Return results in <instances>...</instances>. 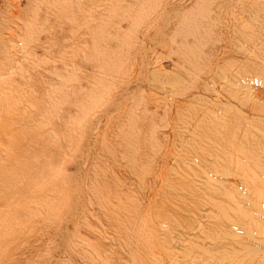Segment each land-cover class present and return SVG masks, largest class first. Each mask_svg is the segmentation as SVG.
Wrapping results in <instances>:
<instances>
[{
	"label": "rangeland",
	"instance_id": "1",
	"mask_svg": "<svg viewBox=\"0 0 264 264\" xmlns=\"http://www.w3.org/2000/svg\"><path fill=\"white\" fill-rule=\"evenodd\" d=\"M223 1L203 0L202 11L192 15L207 12L214 19ZM195 2L0 0V264H163L164 257L155 250L160 243L156 232L201 233L197 226L203 221L193 211L192 189L198 186L202 211L214 214V205L234 206L227 209L228 217H245L252 206L264 209L263 162L253 166L242 157L247 149L241 144L230 148L213 130L195 133L197 128L188 122L194 110L201 117L209 108L190 107L187 101L198 94L195 87L212 76L216 48L213 57L208 55L195 70L189 69L187 78L180 68L182 79L166 80L171 71L165 67L170 63L165 59L167 49L187 42L177 33L171 39L170 32L183 9ZM229 9L228 4L223 6V18ZM252 30L247 26L246 32ZM108 43L114 48L106 53ZM197 49L203 58L201 46L193 50ZM181 53L192 66L198 61ZM160 80L164 87L158 85ZM209 84L215 89L222 86ZM255 84L264 90L262 81ZM75 86L83 94L67 95ZM175 87L180 89L176 94ZM140 91L144 103L135 100L136 109L126 110ZM125 95L133 98L125 100ZM205 95L213 100L209 91ZM176 110L182 121L174 127ZM120 115H126L121 132L128 133L131 147L126 154L138 148L144 162L122 157L112 163L102 152L103 144L112 141L109 129L119 123ZM173 134L182 140L179 148L171 143ZM256 144L261 146L253 150L262 157L264 144ZM181 151L196 162L187 167L198 170L195 174L179 166ZM174 171L179 174H169ZM168 185L175 192L169 194ZM176 193L185 196L172 198ZM163 198L169 201L161 206ZM174 199L190 211L184 213L187 219L167 211ZM154 213L159 215V227L152 224ZM242 222L250 229L264 228L263 221ZM176 245L167 244L166 250L177 251ZM194 260L209 264L206 259Z\"/></svg>",
	"mask_w": 264,
	"mask_h": 264
},
{
	"label": "bare ground",
	"instance_id": "2",
	"mask_svg": "<svg viewBox=\"0 0 264 264\" xmlns=\"http://www.w3.org/2000/svg\"><path fill=\"white\" fill-rule=\"evenodd\" d=\"M207 1L210 2L211 0H205V2ZM227 4L230 9L226 13V18H223L220 13L223 10V6ZM202 7L203 0H196L193 5L184 8L185 13H183V17H180L175 28L172 27L170 32L171 39L175 38V33H177L176 37L187 39V42L183 47H178L173 44L172 49H167L165 59H170V63L167 62L165 67H171V71H169V74H166V80L173 82L174 80L182 79L180 68H183V72L186 75L184 78H187L189 69L190 71L191 69L195 70L197 62L208 59V55L213 57L214 53L212 52V48H216L217 54L213 58L215 65L212 68V76L209 75V80L206 79L207 81L205 83H200L195 87V92L198 94L189 97L187 101V105L190 107L198 106L199 104H209V108L204 113L200 112L201 117L194 110L188 122L197 128L195 133H204L207 130H213L211 133L218 136V141L227 143L230 148H239L240 146L238 145L241 144L242 148L247 149L242 153V157L253 166L261 162L264 164V150L262 151V157L258 156L253 150L256 149V145H260L256 144V142L259 141L262 142V145L264 144V90L256 87L257 85L255 84L259 80L264 83V0H224L219 6L221 12L217 11L216 13L219 16H214V19H210L207 12H204L199 17L192 15L193 12H201ZM246 25L252 26L254 30L246 32ZM197 27H200L199 34L197 33ZM198 36L200 41H198ZM198 45L201 46L202 50L205 45H209L203 50V58L201 57L202 51L197 49L195 52L193 50ZM191 47L192 49H190ZM113 48L114 46L108 43L105 52L108 53ZM183 51L188 53L191 59H197L198 61L194 60V65H190V60L188 61L184 58V54L181 53ZM254 73H259L263 77L255 78L253 76ZM86 75L85 73L83 76L85 80ZM210 81L222 86L215 89L209 84ZM163 83L165 82L160 80L158 85L164 87L165 84ZM91 84H93L92 81H90L89 85L87 84V90H90ZM181 90L184 89L182 88ZM179 91V88H174L175 94ZM207 91L212 95L213 100L211 102L205 95ZM69 94L82 95L83 92L75 86V88L67 90V95ZM142 97L143 93L141 91L134 98L125 95L123 97L125 100L133 98L132 102L128 104L129 106L127 105L126 110L130 111V108L134 110L135 100H141L144 103V98ZM252 97L262 101H256ZM154 107L157 110V102H154ZM85 109H88V106ZM168 110L171 114H174L172 109ZM177 111L172 120L174 127L182 121ZM245 113L249 115L244 116L246 115ZM206 118H209L210 121H206ZM125 119L126 115H120L117 118L119 123L114 127H110L109 133L112 141L103 144L102 152L106 159H109L112 163L118 162L119 158L122 157L135 158L140 162H144L146 158L140 153L142 150L138 148H136L134 154H126L131 152V147L128 145V133L121 132L123 121L126 122ZM254 121L256 126L252 125ZM143 123H145L147 129H151L148 121L144 120ZM259 127L262 131L259 130ZM172 136L171 143L173 147L179 148L177 143H182V140L177 134H173ZM168 137H170V134ZM142 140L140 138V141ZM246 141H252V144L248 145ZM137 149L139 152H137ZM192 151L196 157H199L196 148L192 147ZM167 154L170 157V152H167ZM97 156L103 157L102 154ZM209 157V154L206 155L207 159ZM199 159L203 158L199 157ZM178 162L179 166H184L185 169H188L189 164L196 163L189 161L186 151H181ZM198 164L206 165V163L199 161ZM246 164L250 165L249 163ZM200 169H203V167H200ZM179 171L181 172V170ZM188 171L190 175H193L198 170L188 169ZM125 173L129 174L127 168H125ZM169 174L177 176L179 173L174 171L169 172ZM263 177L264 171H260V180L262 183H264ZM123 179L127 180L128 177L126 176ZM195 180L199 179L196 178ZM167 192L170 194L175 191L168 185ZM200 192V186L192 189V194L196 198L193 211L200 214V220L203 221L201 226H197V230L201 231L200 234L180 232L173 236L169 235L166 231H158L155 233L157 240L160 242L158 243V248L155 250L158 251L157 253L160 257H164L165 262L163 264H195L194 259L196 258L199 262L202 259H206L205 261L209 264H215V262L216 264H264V228L254 227L250 229V227L242 225V219L244 218L251 219L256 223L264 222V209H255L252 206V210L247 212L245 217H243L244 215L241 217L236 215L228 217L227 209L230 210L229 208L234 206L225 208L214 205L213 209L215 213L211 214L207 210L202 211L204 208L203 196H198ZM184 196L185 194L181 195L180 193H176L171 197L181 200ZM168 201L169 199L163 198L160 201V205L164 206ZM222 201L226 202L223 198ZM182 203L183 201L176 203V199H174L173 203L167 207V211L179 219H187L184 213L190 211L184 207H179V204ZM172 207L174 208L172 209ZM147 215H150V213L147 212ZM158 216L157 213H154L151 218L152 224L155 227H159L161 224ZM228 241L233 243H225ZM179 243L182 246L183 244L185 245L182 247ZM167 244H177L174 246L177 251H167ZM193 252L196 253L191 255ZM193 257L194 259H192Z\"/></svg>",
	"mask_w": 264,
	"mask_h": 264
}]
</instances>
